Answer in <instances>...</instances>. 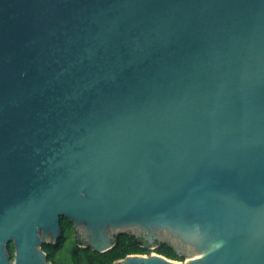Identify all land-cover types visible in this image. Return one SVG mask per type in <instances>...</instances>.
Masks as SVG:
<instances>
[{
  "label": "water",
  "instance_id": "water-1",
  "mask_svg": "<svg viewBox=\"0 0 264 264\" xmlns=\"http://www.w3.org/2000/svg\"><path fill=\"white\" fill-rule=\"evenodd\" d=\"M61 216L185 256L113 264H264V0H0V264Z\"/></svg>",
  "mask_w": 264,
  "mask_h": 264
},
{
  "label": "trees",
  "instance_id": "trees-1",
  "mask_svg": "<svg viewBox=\"0 0 264 264\" xmlns=\"http://www.w3.org/2000/svg\"><path fill=\"white\" fill-rule=\"evenodd\" d=\"M62 235L57 243L43 242V249L48 259L54 264H113V262L130 253H150L151 245L141 237L129 233L115 236L116 245L105 252L82 246L76 237L74 223L67 216H61ZM11 257L14 256V245L8 246ZM154 251L173 259L183 260L184 255L178 254L166 243H157Z\"/></svg>",
  "mask_w": 264,
  "mask_h": 264
},
{
  "label": "built area",
  "instance_id": "built-area-1",
  "mask_svg": "<svg viewBox=\"0 0 264 264\" xmlns=\"http://www.w3.org/2000/svg\"><path fill=\"white\" fill-rule=\"evenodd\" d=\"M151 249H152V251L154 250V248H153V247H152Z\"/></svg>",
  "mask_w": 264,
  "mask_h": 264
}]
</instances>
